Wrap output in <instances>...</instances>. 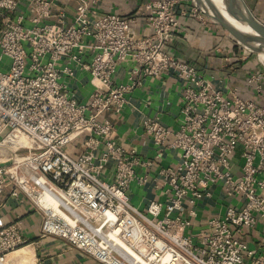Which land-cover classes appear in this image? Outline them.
<instances>
[{
	"label": "built area",
	"instance_id": "2783aa9c",
	"mask_svg": "<svg viewBox=\"0 0 264 264\" xmlns=\"http://www.w3.org/2000/svg\"><path fill=\"white\" fill-rule=\"evenodd\" d=\"M54 2L0 0V264L29 246L19 208L40 217L41 235L100 264H264V255L254 256L240 238L243 228L264 219V102L236 88L225 95L195 66L164 51L178 25L180 0L141 4L136 12L151 30L144 36L132 27L133 16H91L100 0H74L70 25L63 12L51 14ZM203 7L197 3L179 15L203 23ZM86 48L93 55L89 63L81 61ZM63 58L89 73L88 104L67 94L60 77L72 72L56 67ZM124 61L137 67L116 83ZM168 73L183 81L179 125L171 129L148 118L143 127L154 145L179 150L180 160L158 170L163 201L141 210L126 190L146 181L136 169L150 162L117 144L103 113H120L139 77ZM263 78L254 72L246 84L260 94ZM73 142L79 151L71 156ZM236 148L238 175L230 161ZM210 185L239 204L207 217L205 231L194 237L186 231L197 201L211 196ZM10 211L15 214L7 220ZM31 250L27 264H43Z\"/></svg>",
	"mask_w": 264,
	"mask_h": 264
},
{
	"label": "crops",
	"instance_id": "0c3cea01",
	"mask_svg": "<svg viewBox=\"0 0 264 264\" xmlns=\"http://www.w3.org/2000/svg\"><path fill=\"white\" fill-rule=\"evenodd\" d=\"M51 14L54 16L59 11L64 14L65 25L72 24L74 16V0H54ZM149 0H100L98 5L91 8L90 14L97 17L101 14H118L122 17H135L132 27L139 35H148L151 30L144 24V18L136 12L137 8ZM253 15L264 23V0H243ZM204 5L201 23L190 15L180 16V9H188L197 0H180L174 7V13L178 21L177 28L173 30L168 42L164 45V51L190 65L208 78L217 89L225 95L236 88L238 94L245 98H254L258 103L264 102V78L263 90L255 94L253 87L246 84L248 76L254 72H261L259 62L264 65V47H257L254 51L246 52L236 38L230 34L215 18L218 15L207 5L205 0H200ZM50 17L48 22H52ZM242 46V48H241ZM92 53L84 49L81 61L89 63ZM57 68L68 67L71 75L61 74L60 81L66 86L67 94L79 103H85L93 90L90 83V75L74 61L63 58L56 62ZM137 65L132 61L122 62L116 69L114 81L125 83L131 70ZM262 73V72H261ZM139 84L126 93V103L120 113H115L111 108L103 113L113 129V138L117 144L126 151L133 150L142 161H149V166H138L137 174L146 175V181L139 184L131 182L126 190L129 202L143 210L151 201H163V188L158 184V170L168 166H175L180 160V151L168 147L154 145L151 137L145 133L143 121L154 119L160 124L176 129L181 118L183 104L181 81L175 74L168 73L159 77L141 76ZM75 148V149H74ZM70 153L77 154L78 144L71 145ZM74 151V153H73ZM241 151V150H240ZM242 164L241 152L238 161L231 162V170L234 175L240 173ZM211 192V196L203 198L195 204L196 215L192 218L188 233L197 236L205 231L206 219L211 215L222 213L225 206H237L235 198L227 199L219 186ZM23 214L25 240L31 246L34 253L43 264H100L85 253L73 248L65 241L54 236L40 234V217L34 213L26 212L24 208L16 209ZM14 212L6 214V219H12ZM199 232H193V230ZM241 240L245 242L247 250H251L254 256L264 255V219L258 218L251 228H243ZM27 254L24 257L17 256L12 259L27 261L32 256V251L25 247ZM10 258V255H9ZM8 258V260H9ZM11 259V260H12ZM246 259V257H245ZM8 264H10V261Z\"/></svg>",
	"mask_w": 264,
	"mask_h": 264
},
{
	"label": "water",
	"instance_id": "95a60500",
	"mask_svg": "<svg viewBox=\"0 0 264 264\" xmlns=\"http://www.w3.org/2000/svg\"><path fill=\"white\" fill-rule=\"evenodd\" d=\"M211 10L218 15L215 18L236 40L245 47L248 45L252 48L264 47V23L257 19L247 8L243 0H224L226 12L237 22L244 21L248 24L250 33L241 31L231 25L223 15L214 7L210 0H205ZM200 3V0H197ZM245 44V45H244ZM254 51L253 49H250Z\"/></svg>",
	"mask_w": 264,
	"mask_h": 264
},
{
	"label": "bare ground",
	"instance_id": "6f19581e",
	"mask_svg": "<svg viewBox=\"0 0 264 264\" xmlns=\"http://www.w3.org/2000/svg\"><path fill=\"white\" fill-rule=\"evenodd\" d=\"M211 3H213L214 7L223 15V17L234 27H236L237 29L244 31L246 33H249V26L246 22H237L235 21L227 12H226V6H225V2L224 0H210ZM27 254V251L25 249V247H21L16 249L15 251H13L10 255H12L11 257H24V255ZM11 260V259H9ZM8 260V261H9ZM8 264V262H7Z\"/></svg>",
	"mask_w": 264,
	"mask_h": 264
},
{
	"label": "rangeland",
	"instance_id": "374dc122",
	"mask_svg": "<svg viewBox=\"0 0 264 264\" xmlns=\"http://www.w3.org/2000/svg\"><path fill=\"white\" fill-rule=\"evenodd\" d=\"M241 22H244V21H241ZM249 33H250V29H249ZM245 45V44H244ZM246 47H248V48H242V46H241V48L242 49H244L246 52H248L249 50V48H250V46H248V45H246ZM253 49V48H252ZM255 49V48H254ZM257 49V48H256ZM260 64H259V66L262 68V73H264V65L261 63V62H259ZM86 104H88V101H86L85 102ZM84 115L85 116H88V111L87 110H85L84 111ZM75 143L77 144V142H73L71 145L72 146H74L75 145ZM75 149V148H74ZM241 149L240 148H236L235 149V151L233 152V155H232V157L230 158V161L231 162H236V161H238V158H239V154H240V151ZM73 153H74V151H73ZM71 156L73 155L72 153L70 154ZM106 173H107V171H106ZM106 177L107 176H105V177H103L102 179H106ZM216 188V186L215 185H210V187H209V190L210 191H213V189H215ZM4 196V195H3ZM188 231V230H187ZM186 231V233H188ZM193 232H199V230L197 231V229L196 230H193ZM195 242H196V239L194 238L193 239V243L195 244ZM26 248H28L29 250H31V246H27ZM27 251V250H26ZM32 251V250H31ZM12 255H10V258L9 259H12L13 257H11ZM26 263V261H24V262H22L20 259H12L11 261H10V264H25Z\"/></svg>",
	"mask_w": 264,
	"mask_h": 264
}]
</instances>
